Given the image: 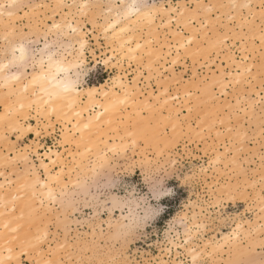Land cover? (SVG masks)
Returning <instances> with one entry per match:
<instances>
[{"label":"rangeland","instance_id":"obj_1","mask_svg":"<svg viewBox=\"0 0 264 264\" xmlns=\"http://www.w3.org/2000/svg\"><path fill=\"white\" fill-rule=\"evenodd\" d=\"M75 1L73 4L71 0H17L21 7L10 9L12 16L7 15L5 9L0 14V60L9 55V44L22 39L30 48V58L20 66L24 74L37 68L33 60L39 56L45 42H49V48H55L58 53L67 55L69 45L73 54L78 52L74 41L77 36L72 31L63 34L50 27L53 21L70 18L78 23L88 40L84 50L85 63L80 72L81 85L103 82L110 87L115 77L121 74L131 85H136L141 98L150 93L156 95L158 99L152 107L160 106H156V110L151 107V113L148 109H139V117L129 107L122 109L121 121L119 117L116 119L120 121H116L118 126L106 132V143L100 142L98 151H88L86 142L82 143L84 147L73 144L74 137L78 135L75 138L78 140L80 136L71 123L60 122L54 116L46 119L33 107L26 112H7L4 102L15 96L0 82V169L4 173L7 171L5 176L19 180L24 174L35 171L45 177L40 159L44 158L42 151L48 146L61 151L65 159L63 184L55 185L57 201L40 197L27 211L25 222L15 229L18 238L14 237L11 242L16 252L13 258H7L8 264H191L189 245L199 252L196 264H264V167L260 159L264 154V135L261 134L259 103L264 91L258 78L237 85L235 91L229 87L225 99L234 103L236 94L250 96L255 108L253 111L249 107L247 117L241 113L239 121L233 119V127L237 123L244 125L240 129L242 136L246 133L243 139L229 133L227 123L221 127L219 119L213 115L212 97H220L223 91L217 80H221L222 69L233 73L231 78L225 73L222 79L233 81L236 68L230 61L229 49L225 48L217 55L220 50H209L199 31L208 32L213 24H229L226 15L229 9L197 13L196 7L198 4L226 5L232 2L251 4V10L244 9L243 15L254 23L252 31L246 27L245 32L249 37V49H257L255 56L259 64V40L254 45L251 37L259 36L261 0H139V3L154 7H185L187 20L192 16L195 20L188 28L194 26L201 41L193 43L189 54L181 50L177 58L176 42L171 34L174 30L188 34L185 22L178 18V27L177 21L170 18L169 22L165 15H174L173 11L156 8L153 25L140 26L135 31L145 39L151 36L148 31L154 27L157 37L151 39V46L160 53L159 59L142 53L137 61H133L113 51L115 56L105 63L103 60L111 55L112 50L109 33L103 29L105 18L108 19L105 10L108 6L117 8L116 0H90L89 3L104 7L89 12L87 16L81 15L76 7H70L80 5L82 0ZM5 3L8 0H0V4ZM232 14L239 20L242 13L237 8ZM218 16L220 21L216 20ZM201 21L208 23L209 28H201ZM234 27L239 32L238 26ZM232 43L229 39L228 44ZM197 49L201 51L197 53ZM174 60L176 63H172ZM252 75L256 76V69ZM164 86L169 90L167 96L163 94ZM189 91L193 93L190 99L194 111L191 114L186 109L189 98L185 93ZM177 95L179 101L171 99ZM153 96L149 98L152 100ZM221 102L216 101L217 104ZM250 102L246 106L251 105ZM197 103L199 108L195 107ZM169 113L177 119L174 128L164 120ZM8 119L14 120L21 129L12 127ZM28 123L38 130L37 135L26 128ZM125 128L134 129V141L122 135ZM118 135H122L121 139ZM65 136H71L72 140L67 143ZM111 145L116 148H109ZM82 148L83 153H80ZM221 151H226L225 155L218 158L217 153ZM5 159L7 164H2ZM67 167L72 170L66 171ZM56 169L57 166L51 170ZM161 183L171 194L162 197L163 211L145 223L146 210L149 205L157 203L151 196L152 189ZM194 211L199 212L198 219L204 223V228L191 226L195 231L192 233L190 221ZM240 222L243 231L234 239L231 232ZM42 229H47L49 234L38 241ZM33 230L37 231L34 233ZM15 231L8 232L15 236ZM189 231L192 236L186 242ZM35 248L41 253V261ZM43 259L48 260L44 263Z\"/></svg>","mask_w":264,"mask_h":264},{"label":"bare ground","instance_id":"obj_2","mask_svg":"<svg viewBox=\"0 0 264 264\" xmlns=\"http://www.w3.org/2000/svg\"><path fill=\"white\" fill-rule=\"evenodd\" d=\"M89 1L90 0H82L81 4L89 3ZM94 1L99 2L102 0H94ZM107 1L110 2V0ZM71 2L74 4L76 1L71 0ZM116 3L118 5L117 8L112 9L111 6H108L107 10H105L106 12H108V19H106L107 17L105 18L106 21L103 23V29L104 32L109 33L108 39L111 38L109 43H112V50H111V55L107 56L106 59L103 60V63L107 62L111 57L115 56V54H113V51H117L118 54H120V56L122 55L123 57L129 58L133 61H137L142 53L148 54L149 57L151 56L155 57L160 55V53L156 52L153 49V47L148 43L149 40L157 37V35H154L156 34L153 31L154 27L153 29L151 28V31H148L152 33V34L150 33L151 36L150 37L148 36L145 39H142L140 33H137L135 31L137 27L144 25L146 27H149L153 25L156 12L159 9H165L166 11H173L174 15L167 13L165 14L167 15L169 22H171L170 18L175 21H177L178 18L183 19L184 22L187 21L185 15L186 9L183 6L179 8V11H177L178 8L177 5H171V6L159 5V7L158 6L154 7V5H144L142 3H139V0H116ZM116 3H114L113 5H115ZM133 5L136 6L135 9H131V6ZM69 9L71 10V8ZM3 11H5V9L0 8V14ZM9 11L10 10H6L5 13L7 14ZM181 13H183V15H181ZM149 16L152 17V22L150 24L145 19L146 17ZM190 18L193 19V16ZM64 20H56L53 21L51 25L50 24L49 25L52 29H54V31L56 30L63 34H68V31H72L73 35L77 36V39L76 40L74 39V41L76 42L78 52L73 54L72 46L69 45V48L66 51L67 55L58 53L57 50H55V48L54 49L49 48L50 45L49 42H45V44H43V49L40 50L39 56H36V58L33 60L34 65L37 68L34 69L29 74H24L23 70L20 68V66H22V64L26 62L28 58H30V48L28 43L25 42L26 40L23 41L22 39L17 41L16 43H13L12 45L9 44L8 46L10 50V51L8 50L9 55L4 59L0 60V82L6 85V87L9 88L8 91L11 92L15 97L14 99L8 97L9 99L6 100V102H4L5 104L4 107L6 108L7 112L8 111L14 112L17 110H22L26 112V110H28L29 108L31 109V107H33L34 111H36L38 115L45 117L46 119H49L50 116H54L60 122L71 123L72 127H74V129L78 131V134L80 136L78 140H76L78 138V135L77 138L74 137V140L76 141L73 140L72 141L73 144L75 143L74 145L81 146L82 143L86 142V144L84 143L85 146L88 148L86 150L98 151L100 142L106 143L107 141L106 132L108 131V129L114 130L118 126L116 125L117 124L116 121L120 120V115L122 116L121 114L122 109L129 107L131 108L132 111L138 113L137 115H135L134 112V115L139 117L140 116L139 115L140 112H138L139 109L141 110L148 109L150 112V108L156 103L158 97L156 95L153 96L150 93L148 96L147 95L144 96L142 94L143 98H141V93L139 90H137L136 85H131L129 82H127L124 79V77L121 74H118L117 77H115V80L114 78L112 79L114 80L113 85L115 86L112 85L110 87H107L108 85L105 86L106 84L104 85L103 82L99 85H93V84L92 85L88 84L86 86L81 85L80 72L85 63L84 50L88 40L83 35L82 29L78 25V23L74 22L70 18L67 21ZM168 20L166 19V21ZM141 22H144V24H142ZM11 27L13 29V26ZM193 28L186 27L185 30L187 29L189 35H197L198 32L197 29L196 32L194 26ZM73 29H75L74 32ZM148 32L147 34H149ZM177 32L178 30L177 31L174 30L172 31L171 34L173 38L172 40H174L175 42L179 39L178 36L174 35ZM199 33L202 34V36H204L205 32L203 33L199 31ZM137 45H140V47L138 48ZM150 51H152V55H149ZM249 63L252 62L250 61ZM12 66L15 68L12 69L11 68ZM220 73H221L220 75L221 79L225 75V73L230 78L233 74L230 71L225 72L223 71V69ZM229 73L231 75H229ZM217 80L220 81L218 78ZM165 89H167L166 86H164V91ZM205 93L206 92H204V94ZM149 96H153L152 98L153 101L149 98ZM249 102L250 101H248V103ZM156 106L159 107L160 105H156ZM156 106H154L155 107L154 110H156ZM90 109H95V110L93 112H90L89 111ZM128 113L129 112L127 111V114ZM118 117L119 119L116 120ZM172 117L173 115L169 113L167 119L166 117H164V120L170 122L172 124V127L174 128L177 125V119L175 118V116L173 118ZM0 118L2 117L0 116ZM10 119H8L7 122L11 124L12 127H14L15 129L17 128L21 129V127L20 128L17 127L16 122L14 120L11 121ZM120 124L121 123H119V125ZM26 128L30 132H33L36 135L38 134V130L34 128L31 124L28 123ZM126 128L124 129L122 135L131 137V141H134L135 127H133L134 129H130V130ZM64 129H66V127ZM67 134L70 135V133ZM103 135L105 137L104 139H103ZM122 135L120 136L118 135L119 139H121ZM66 139H67V143H69L68 141L72 140L71 136L66 137ZM111 146H109V148H113V149L116 148L115 147L116 145L115 146L113 145L112 147ZM82 151L83 148L82 150H80V153ZM225 152L221 151L217 153L218 155L217 157L218 158L223 157L225 155ZM42 153L44 155L43 156L44 158L40 159L41 161L40 166L45 173V177L33 171L31 174H26V175L24 174L22 178H19V180L18 179L15 180L14 178H7L5 176V173L7 171L4 173V171L0 169V262H2V264H8L7 258H13L15 250L13 243L11 241L14 237L18 238V231L16 230L17 231L16 232L15 229L19 228L21 223L26 219L27 211H29L32 208L35 201H38L40 197L48 201L49 200L57 201L58 199L55 185L61 186L63 184L62 177H63V170H65V162H64L65 159L63 158L61 151L52 148L51 146H48L44 152L42 151ZM71 156H74V154H72ZM2 164H7L6 159L2 161ZM56 166L57 169L55 171H52L51 169ZM68 169L72 170L70 167H67L66 171ZM198 216H199V212L197 211L192 212L191 221H190L191 232L192 231L195 232L194 229L193 230L191 229V226H193V228L194 227L204 228V223L201 220H199L200 218L198 219ZM235 227H236L235 230L231 232L232 235L234 236V239L237 238L238 233L240 231H243L242 230L243 224L240 222ZM9 230L15 231V236L10 235L8 232ZM35 231L33 230L34 233ZM40 232H39L40 235H38V237L42 239L49 234L47 229H42V231ZM191 232L188 235L186 234L187 235L185 239L186 242H189V240L191 239L193 233ZM9 235L13 237L10 238ZM226 237L225 239H229V237L228 238ZM33 240L35 241L36 239L33 238ZM210 242H207V244H209ZM216 245L217 244H215V246ZM187 249L190 253V257L192 261L191 264H193V256L197 258L199 252L197 249H195V247L190 245L189 247H187ZM36 250H37L38 258L40 260L41 253L39 252V249ZM47 260L44 261L43 259L44 263L47 262Z\"/></svg>","mask_w":264,"mask_h":264},{"label":"snow or ice","instance_id":"obj_3","mask_svg":"<svg viewBox=\"0 0 264 264\" xmlns=\"http://www.w3.org/2000/svg\"><path fill=\"white\" fill-rule=\"evenodd\" d=\"M18 7H21L17 3V0H9L8 3L0 4V8L10 10V9H16ZM26 7V6H25ZM70 7H76L77 10L80 12L81 15L87 16L89 12L95 10V9H102L104 5L102 4H91V3H84L80 5H73ZM182 6H178L177 11H179V8ZM136 6H131V9H135ZM222 8L229 9V12L226 13L229 24H223L220 23L219 25L213 24L211 29L208 32H205L204 34V44L206 47L211 49H219L220 51L217 52V55L220 54V52H223L225 48L229 49L231 52L230 60L232 62V65L235 66L236 72H235V78L234 82L232 80H224L221 79L218 81L219 86L223 89L221 92L220 97H212L213 105H214V113L213 115L219 119V123L221 127H224L227 123V131L229 133H234L236 137H240L243 139L246 137V133L241 134L240 129L244 127L243 124L237 123L236 127L232 126L233 119L235 118L236 121L240 120V114L244 113L245 116H248L249 107L252 108L254 111L255 104H251L249 106H246L248 104V101L251 100V97H245L241 94L235 95V102L228 101L225 99L228 96V88L232 87L233 91H235V88L237 85L241 83H251L253 79H259L260 80V88L262 91H264V0H261L260 4V20L261 24L259 26V36L258 38L253 35L251 37L252 43L255 45L257 39L259 40V49L260 56H259V64L256 63V56L255 52L257 49L254 47L252 49H249L247 45L248 40V33L245 32V28L247 27L249 29V32L252 31V25L254 21H249L246 16L243 15L244 9L251 10L252 5L247 3H229V4H220V5H204V4H198L197 5V13L201 10L205 11L206 13H211L213 9L219 10ZM239 8L241 10V16L239 17V20H237V17L232 14V12ZM9 16H12L13 13L11 11L8 12ZM183 15V13H181ZM146 21L150 24L152 22V17H146ZM217 21L221 20V17H216ZM95 23V21H93ZM195 23V20L192 18H189V20L185 21V27H191L192 24ZM201 28L208 29L209 24L205 23L204 21H201ZM180 20H177V26L179 27ZM238 26L239 32L235 31V27ZM227 29V31H225ZM75 29H73V32ZM228 32H232L233 34L229 36ZM175 36H178L179 39L176 41V48H177V58H179V54L181 49L184 50L185 54H189V50L192 48L193 43H195L197 40H200L201 37L199 34L197 35H189L185 33L184 31H179L174 34ZM7 39V37H6ZM167 40V37H165ZM229 39L233 41L231 45L228 44ZM159 42L158 40L156 41ZM149 45L153 43V41H148ZM171 47V45H169ZM139 48L140 45H137ZM163 47V46H162ZM234 50V51H233ZM201 49H197V53H199ZM237 52H239V57H237ZM170 54V53H169ZM149 55H152V51L149 52ZM159 59V56L157 57ZM249 60L253 61L252 63H249ZM172 63H176V61H172ZM151 67V65H149ZM256 69V76L253 77L252 73L253 70ZM229 75H231L229 73ZM216 85L214 84L212 86V92H215ZM164 95H169V90L165 89ZM185 95L189 98L188 100V107L187 111L189 114H191L194 111V106L191 103V97L193 96V93L191 91L186 92ZM174 101H179L180 97L179 95L171 97ZM220 100L221 103L217 104L216 101ZM167 103V100L165 101ZM259 103L261 104V134L264 135V96H261ZM196 108L200 107V104L197 103L195 106ZM225 117L227 119L225 120ZM251 117H248V120H250ZM248 120L245 121V123L248 122ZM220 133H218L219 135ZM261 165L264 167V154L261 155ZM171 192L167 188V186L163 183L158 185L157 187H154L151 192V196L154 200L157 201V203L149 205L148 209L146 210L145 216H144V222L147 223L148 219L155 217L160 212L163 211L161 205L164 203V200L162 197L170 195ZM46 238V237H44ZM40 237L37 238L39 241ZM2 264V262H0ZM193 264H196V258L193 256Z\"/></svg>","mask_w":264,"mask_h":264}]
</instances>
